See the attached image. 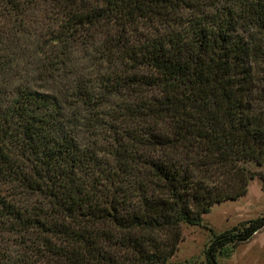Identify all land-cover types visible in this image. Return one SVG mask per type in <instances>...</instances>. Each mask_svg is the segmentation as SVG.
<instances>
[{"label":"trees","instance_id":"obj_1","mask_svg":"<svg viewBox=\"0 0 264 264\" xmlns=\"http://www.w3.org/2000/svg\"><path fill=\"white\" fill-rule=\"evenodd\" d=\"M249 165L264 0H0V264H173L183 225L264 191Z\"/></svg>","mask_w":264,"mask_h":264},{"label":"rangeland","instance_id":"obj_2","mask_svg":"<svg viewBox=\"0 0 264 264\" xmlns=\"http://www.w3.org/2000/svg\"><path fill=\"white\" fill-rule=\"evenodd\" d=\"M47 40V39H46ZM253 171L264 173V167L249 165ZM264 217V191L258 177L250 181L245 196L235 201L215 204L202 217L199 226H182V240L173 264H205V250L213 234L229 230L247 220ZM219 264H264V227L248 241L227 246L217 253Z\"/></svg>","mask_w":264,"mask_h":264}]
</instances>
